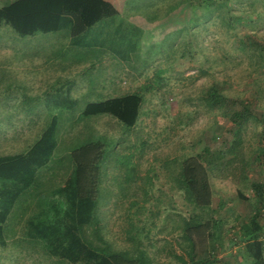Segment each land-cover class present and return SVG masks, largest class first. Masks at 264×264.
I'll use <instances>...</instances> for the list:
<instances>
[{"label":"rangeland","instance_id":"obj_1","mask_svg":"<svg viewBox=\"0 0 264 264\" xmlns=\"http://www.w3.org/2000/svg\"><path fill=\"white\" fill-rule=\"evenodd\" d=\"M8 1L0 0V6ZM108 1L118 13L75 36L65 48L59 44L70 31L67 24L57 32L26 36L0 24V155L26 151L54 118L53 158H65L69 150L99 141V206L104 220L114 223L106 226L108 240L123 246L120 227L125 222L114 220L120 213L143 208L134 221L140 229L149 227L159 248L163 239H170L156 234L162 224L168 229L172 225L167 216L178 219V213H190L176 189L175 171L185 158L205 150L216 153L232 142L238 129L230 115L240 110L241 100L250 101L253 116L239 129L249 179L241 182L238 170L214 178V201L224 203L218 216L225 219V237L251 212L236 190L250 196L249 184L264 182V165L255 159L264 148V55L252 44H264V0H227L233 10L223 19L216 12L195 13L187 3L179 7V0ZM45 36L50 39L43 47ZM56 36L59 39H52ZM31 40L34 47L28 44ZM48 47L47 59L42 52L35 55ZM212 85L232 102L210 104L206 91ZM132 91L144 97L133 127L110 114L82 115L89 102ZM128 200L135 206L129 208ZM150 210H159L160 216ZM240 246L232 248L231 264H249L240 257ZM156 255L161 263L169 258ZM2 257L0 264H40L28 252L19 254L18 261Z\"/></svg>","mask_w":264,"mask_h":264},{"label":"trees","instance_id":"obj_2","mask_svg":"<svg viewBox=\"0 0 264 264\" xmlns=\"http://www.w3.org/2000/svg\"><path fill=\"white\" fill-rule=\"evenodd\" d=\"M186 3L195 13L216 12L221 19L230 16L233 10L227 0H179L178 5ZM117 13V8L108 0H11L0 6V24L10 25L22 36L57 32L67 24L71 35L78 36ZM252 44L264 55V44L255 40ZM206 94L209 103L217 107L232 102L214 85ZM143 102V95L132 91L89 102L82 115L110 114L133 127ZM253 110L252 102L241 100L240 110L230 115L238 129L234 140L223 144L216 153L205 150L181 162L173 179L183 196L182 204L190 213H178V219L167 216L166 221L172 225L168 229L167 224H162L156 234L169 235L170 239H163L159 248L156 240L151 239L149 227L140 226V229L134 221L143 208L129 210L127 215L120 213L114 220L116 224L119 220L125 222L120 227L125 236L123 246L116 247L114 241L108 240L106 226L114 227V223L104 220L99 206L103 145L91 141L69 150L65 158H53L54 118L26 151L0 155V247L4 248L0 258L5 255L2 258H9V262L13 257L18 261L19 254L28 252L40 264H231L232 248L243 244L238 250L243 261L264 264V182H251L253 194L250 196L237 189L238 198L250 204L251 212L225 237L222 234L225 219L218 216L224 203L214 201L210 184V177L234 175L235 170L242 173L241 182L248 181L249 159L242 155L239 129L253 116ZM260 117L264 127L263 112ZM257 154L260 158L255 159L263 166L264 148L260 147ZM128 201L129 208L135 206L134 200ZM152 214L159 217L160 211ZM156 254L169 258L161 263Z\"/></svg>","mask_w":264,"mask_h":264},{"label":"crops","instance_id":"obj_3","mask_svg":"<svg viewBox=\"0 0 264 264\" xmlns=\"http://www.w3.org/2000/svg\"><path fill=\"white\" fill-rule=\"evenodd\" d=\"M92 27V26H91ZM86 31H84L82 34H84ZM52 33V32H51ZM36 34V33H35ZM35 34H33V35H35ZM46 33H41L40 35H45ZM81 34V35H82ZM36 37V36H35ZM39 37V36H38ZM74 38H75V36H72L71 35V33H70V31L68 30V34H66L65 35V37H63L62 38V41L63 42H61L60 44H59V46H60V48L61 47H63V48H65V47H68L69 45H71V44H73V42H74ZM49 37H46L45 36V38H43V39H41L42 40V46L43 47H45V45H47L46 43H48L49 42ZM52 39H59V37L58 36H56V37H52ZM28 44L30 45V46H33L34 47V45H36V42L35 41H33V40H31V42H28ZM58 46V47H59ZM50 50V48L48 47V48H45V49H41V48H39L36 52H35V55L37 56L39 53H43V55H42V57L44 58V60L45 59H47L48 58V55L46 54V52H48ZM86 54H88L89 53V51H86L85 52ZM84 53V54H85ZM86 62H87V60H85ZM85 61H82V63H80V64H83V62H85ZM90 64H91V66L94 64L93 63V61L92 62H90ZM223 178H226V176H223ZM257 182H260V180H256ZM210 184H211V188H212V191H213V195H214V187H216V186H214L215 185V179L214 178H212V177H210ZM220 185V187L222 186L223 187V184L222 183H220L219 184ZM236 193H237V190H236ZM218 203H223V200H218Z\"/></svg>","mask_w":264,"mask_h":264}]
</instances>
